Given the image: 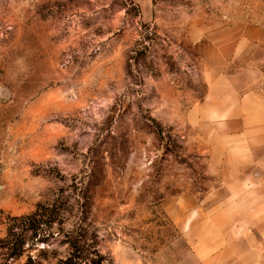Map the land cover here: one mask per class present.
Masks as SVG:
<instances>
[{
    "label": "rangeland",
    "instance_id": "obj_1",
    "mask_svg": "<svg viewBox=\"0 0 264 264\" xmlns=\"http://www.w3.org/2000/svg\"><path fill=\"white\" fill-rule=\"evenodd\" d=\"M240 67L264 0H0V264H264V205L219 170L250 149ZM55 199L60 232L10 257L11 217Z\"/></svg>",
    "mask_w": 264,
    "mask_h": 264
},
{
    "label": "crops",
    "instance_id": "obj_2",
    "mask_svg": "<svg viewBox=\"0 0 264 264\" xmlns=\"http://www.w3.org/2000/svg\"><path fill=\"white\" fill-rule=\"evenodd\" d=\"M220 79L222 83L229 79L243 81L236 89L239 92V107L244 110L240 119L246 124L239 132L240 139L243 140L240 149L243 145L250 149L240 154L236 162L231 151H228L223 156L219 170L235 173L238 185L244 189L243 196H252L255 203L264 205V70L240 67L231 74L223 73ZM212 89L213 87L210 90ZM231 89L234 90L233 87ZM215 156L214 154L213 159ZM228 185L232 188L234 184L231 181Z\"/></svg>",
    "mask_w": 264,
    "mask_h": 264
},
{
    "label": "trees",
    "instance_id": "obj_3",
    "mask_svg": "<svg viewBox=\"0 0 264 264\" xmlns=\"http://www.w3.org/2000/svg\"><path fill=\"white\" fill-rule=\"evenodd\" d=\"M59 200L55 199L53 202L45 203V204H38L37 208L29 215L24 217L19 216H13L11 217V220L13 223H9L7 228V237H9V241L7 242V249L10 257L13 258H19L25 253V244H26V235L27 232H33L32 235L39 234V230L42 228V221L50 227V235L52 237L55 236L57 232H60L62 227H54V225L58 221L60 216L63 214V208L62 203H58ZM23 219H26V225L23 228L25 230V233H18L17 228H20L23 225L16 224L17 221H22ZM60 234V233H59ZM58 234V235H59ZM49 235V236H50ZM66 239H63L62 242L67 243L69 246V249L71 253L78 257L82 256L83 253H87L89 251V247L91 244L89 243V238H86L85 235L81 236L80 238L78 236H75L72 232H66L65 233ZM11 238V240H10ZM37 241L48 243L49 238L41 239L39 238ZM12 244V245H11ZM50 245V244H49ZM96 252V251H95ZM31 256L29 259L31 260ZM32 261V260H31Z\"/></svg>",
    "mask_w": 264,
    "mask_h": 264
},
{
    "label": "water",
    "instance_id": "obj_4",
    "mask_svg": "<svg viewBox=\"0 0 264 264\" xmlns=\"http://www.w3.org/2000/svg\"><path fill=\"white\" fill-rule=\"evenodd\" d=\"M0 189H1V185H0Z\"/></svg>",
    "mask_w": 264,
    "mask_h": 264
}]
</instances>
